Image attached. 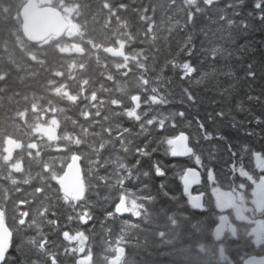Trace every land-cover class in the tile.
Instances as JSON below:
<instances>
[{
  "label": "trees",
  "instance_id": "trees-1",
  "mask_svg": "<svg viewBox=\"0 0 264 264\" xmlns=\"http://www.w3.org/2000/svg\"><path fill=\"white\" fill-rule=\"evenodd\" d=\"M24 3L0 0V211L25 264L54 253L62 264L68 230L85 232L92 264H242V233L215 237L206 173L241 185L236 167L256 174L264 155V0H51L77 32L41 43L23 34ZM50 116L53 139L37 129ZM179 132L194 156L173 155ZM8 138L21 142L10 159ZM74 154L77 198L57 181ZM189 166L203 175V211L183 193ZM123 195L137 211L120 217Z\"/></svg>",
  "mask_w": 264,
  "mask_h": 264
},
{
  "label": "water",
  "instance_id": "water-1",
  "mask_svg": "<svg viewBox=\"0 0 264 264\" xmlns=\"http://www.w3.org/2000/svg\"><path fill=\"white\" fill-rule=\"evenodd\" d=\"M20 17L22 20L23 34L30 42L41 43L49 37L61 38L67 31L73 33L77 32L76 24L68 21L62 11L51 4H40L38 0H26L20 10ZM110 53L123 56L124 50L122 48H111ZM133 103L136 110L141 108V96L139 94L133 97ZM173 149L175 156L179 158H188L194 154V149L190 145L189 136L186 132H179L175 136L173 140ZM63 177L65 181L63 186L65 189L72 191L79 187L83 175L81 160L78 154H74L67 163ZM202 180V172L195 166L187 167L181 178L183 193L188 197L190 205L201 211L205 209L206 193L204 191L196 192L195 189L200 188ZM263 194L264 193H261V191L259 192L260 197ZM115 212L120 217L130 214V206L125 195H123L116 204ZM228 221V215H224L217 223L215 227V236L218 241L223 239L227 230ZM230 231L233 237L237 236L235 225L231 224ZM0 239L2 240V244L0 245L1 253L3 247L10 240V233L4 225L3 220L0 221ZM78 263L87 264L88 260L80 258L78 259ZM243 264H264V255L249 256L243 260Z\"/></svg>",
  "mask_w": 264,
  "mask_h": 264
},
{
  "label": "rangeland",
  "instance_id": "rangeland-1",
  "mask_svg": "<svg viewBox=\"0 0 264 264\" xmlns=\"http://www.w3.org/2000/svg\"><path fill=\"white\" fill-rule=\"evenodd\" d=\"M50 1L51 0H38V2L40 4H50ZM64 16L66 18H68V21L72 22L68 15H64ZM72 34H74V33L71 31H67L65 35L68 37H71ZM49 38H51V37H49ZM134 109H135V107H134ZM44 119H45V117H44ZM57 125H58L57 118L54 116H50L48 118V121L46 123H41L37 129H38V131L42 132L45 137L53 139L56 137ZM174 138H172V140H171V146H172L173 155L175 156L174 149H173V143H172ZM18 142L19 141H17L14 138H8L6 140L5 148H6V156L8 159L11 158L12 152L15 151L14 149L19 144ZM194 155H195V152L192 156H194ZM175 157L179 158L177 156H175ZM253 160H254V167H255V170L257 172L256 174H252L249 170L243 168L242 166L236 167V173L238 174L239 177H241V180H242L241 185H235L234 181L236 180V176H234L232 181H231V184H229L225 188H218L217 189V187L213 185L215 173L212 170L208 169L206 175H207L208 180H209L208 185H209V194L212 197L211 200H212L213 204L215 205V207L218 208L217 209L219 212L218 220H220L222 217V213L220 211H223V210H226L229 208L232 210L233 217L236 220H238L240 222H246L247 221L250 223V224L247 223V225L242 223L244 228L245 227L248 228L249 233L254 234V236L256 238H263L264 233H260L259 231L264 230V222L262 220H260V219L264 220V194L260 197L259 192L261 191V193H264V155L261 153H255L253 156ZM195 167H197V166H195ZM185 170H186V168H185ZM181 178H182V176H181ZM57 181H58V183H60L61 188L64 191H66L65 193L67 195L72 196V198H77V197L81 196V193L83 190V180L80 181L79 187L75 190H72V191L64 188L63 185H64L65 181H64L63 174L60 177H58ZM202 185H203V180H202ZM202 185L200 186V188L202 187ZM226 190H228V191H226ZM199 191H203V190H199ZM199 191H196V192H199ZM128 203H129L130 208L134 212H136L137 211L136 206L130 201H128ZM249 217H251L252 219H250ZM4 219L5 218L2 214V212L0 211V221L3 220V223H4ZM23 219L26 222V215L23 216ZM81 219L83 222H86L85 217L80 218V220ZM85 236H86V234L84 231H78V232H71L69 230L64 231V235L62 234V237L65 240V244L63 245V249L64 250L70 249L71 251H76V252L80 249L83 250L84 248H86L88 246L87 238ZM11 238L12 237L10 235V240H11ZM236 238L237 237L232 236V239H236ZM223 239H224V237H223ZM10 240H9V242H10ZM53 252L54 251H52L51 253H53ZM221 253H222V255L225 254L222 246H221ZM51 256H52L51 257L52 260L55 261L56 256L55 257H54V255H51ZM63 256L64 255H62V257ZM247 257H249V256H245L243 258V260ZM63 259H65V258L63 257ZM113 259H115V258H113V256H111L108 259L109 263L112 262ZM243 260H242V264H243ZM117 262L118 261L116 260V261H114L113 264H117ZM230 264H233V263L230 262Z\"/></svg>",
  "mask_w": 264,
  "mask_h": 264
},
{
  "label": "flooded vegetation",
  "instance_id": "flooded-vegetation-1",
  "mask_svg": "<svg viewBox=\"0 0 264 264\" xmlns=\"http://www.w3.org/2000/svg\"><path fill=\"white\" fill-rule=\"evenodd\" d=\"M42 117L44 118L45 114H43ZM18 143H19L18 146L14 150L21 147V142H18ZM13 153L14 152H12L11 157L13 156ZM220 212L222 213V216L228 215V217H229V221L227 224V230L224 234V239L225 238H232L233 235H232V232L230 231V226H231V224L235 225L236 232H237L236 237L238 238L239 233L241 232L243 237H244L242 240L243 245L248 247V249L251 251V253L248 254L247 256H252V255L263 256L264 255V237L263 238H256L254 236V234L249 233L248 228L247 227L244 228L242 225V223L247 225V223H249V222H247V221L246 222H240V221L236 220L233 217L231 209L228 208V209L220 211ZM249 218L252 219L251 217H249ZM23 220H24L23 217L17 218L15 224L17 226L24 228L26 225V222H25V220L24 221ZM260 220H262L264 222L263 219H260ZM4 224L7 227L12 238H11L10 242H8L5 245V247H3L2 252L0 253V264H25L27 259L24 257V254H28V252H29V251H26L24 248L25 243L23 241H20V240H17V241L15 240L14 229H13L12 225H10L8 223V220L6 218L4 219ZM54 224L57 225V221H54ZM259 232L264 233V230L259 231ZM63 235H64V232H63ZM1 244H2V240L0 239V245ZM87 251H89L87 249V247L84 248L83 250L80 249L77 252L71 251L70 249H67L66 252H68V253L63 256L65 259L63 260L62 264H79L78 259H80V258L87 259L88 260L87 264H92L93 263L92 257L90 255V253H88ZM52 255H54V257L56 256V254H52ZM51 257L52 256H50L51 264H58L57 256L55 257V261H53L51 259ZM114 261L112 260V262H110V264H113Z\"/></svg>",
  "mask_w": 264,
  "mask_h": 264
},
{
  "label": "bare ground",
  "instance_id": "bare-ground-1",
  "mask_svg": "<svg viewBox=\"0 0 264 264\" xmlns=\"http://www.w3.org/2000/svg\"><path fill=\"white\" fill-rule=\"evenodd\" d=\"M66 19H68V18H66ZM174 140V139H173ZM173 143V142H172ZM65 170V169H64ZM64 174V173H63ZM82 175H83V170H82ZM83 179V178H82ZM82 181V180H81ZM218 189V188H217ZM226 191H228V190H226ZM213 194V193H212ZM225 195V194H224ZM130 210H131V208H130ZM131 213V212H130ZM217 225V224H216ZM216 227V226H215ZM5 247V246H4ZM52 259V258H51Z\"/></svg>",
  "mask_w": 264,
  "mask_h": 264
}]
</instances>
